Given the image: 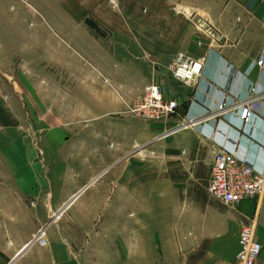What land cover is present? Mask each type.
<instances>
[{
    "label": "crops",
    "instance_id": "1",
    "mask_svg": "<svg viewBox=\"0 0 264 264\" xmlns=\"http://www.w3.org/2000/svg\"><path fill=\"white\" fill-rule=\"evenodd\" d=\"M36 1L30 8L47 11L56 34L75 50L72 54L54 44L75 65L73 74L63 75L74 86L60 98L39 94L34 80L20 79L17 69L14 74L6 66L15 54L23 58L41 51L32 45L0 49L1 80L8 87L0 91V264H80V241L94 252L102 248L109 254L115 248L123 264H234L240 225L252 217L261 246L258 261L264 264V190L232 207L205 191L190 211L181 206L187 194H178L175 177L163 173L162 164L153 157L144 158L145 164L129 158V164L117 168L124 155L116 158L115 150V141L130 149L138 141L175 133L169 148L176 152L169 159L177 165L202 161L200 147L189 144L194 136L207 147L204 159L211 164L217 146L196 128L164 133L184 121L186 112L214 108L221 99H246L249 83L264 90V0ZM197 15L223 34L220 43L196 31ZM179 51L201 62L200 75L191 83L170 74L171 59ZM259 59L262 66L256 64ZM60 60L51 53L42 63L55 66ZM148 83L178 104V116L146 123L127 116V105L141 97ZM218 127L228 148L263 162L255 142H264V98L240 135L225 124ZM32 128L44 134L36 155L26 157L24 149L35 148ZM9 146L21 155L10 157ZM180 152L191 154V160ZM44 197L52 211L45 221L43 214L33 215ZM123 206L132 207L131 212ZM39 227H45V246L28 243ZM180 245L187 249L185 257Z\"/></svg>",
    "mask_w": 264,
    "mask_h": 264
},
{
    "label": "rangeland",
    "instance_id": "2",
    "mask_svg": "<svg viewBox=\"0 0 264 264\" xmlns=\"http://www.w3.org/2000/svg\"><path fill=\"white\" fill-rule=\"evenodd\" d=\"M35 2L37 1L35 0ZM30 4L33 5L32 0H0V49H3L5 51H8L9 48L12 50L17 47L24 49L26 46L30 47L32 45L34 49L41 51L38 53L30 52L28 56L25 55L23 58L21 54H12L14 60L12 61V63L7 64L6 67H9V65H11L10 69H13L14 74L17 69L20 79L25 80V77H28L34 80L33 85L35 86L39 94H44L45 96L54 98H60L62 91L72 90L71 85L74 86V82L65 79L63 75L73 74L75 65L72 61L68 60L67 57H62L60 54V50H57V46H54V44L61 45L64 49L68 50L72 54L75 52V50L68 46V43L63 39L62 35L56 34L55 25L53 24L54 21L48 18L47 11L44 10L41 13L38 11H34L32 8H30ZM29 32H33L34 34L32 35V37L26 38L25 35H28ZM59 36H62V39H60ZM49 45H53L52 52L50 51ZM51 53H53L56 58L58 56L61 57L59 65L58 63L55 66L42 63L43 59L51 57ZM40 61L41 63H39ZM27 62L35 65V68L28 69L29 64L27 66ZM2 77L4 76H1L0 72V91L8 89V87L5 85L6 81L1 80ZM21 84V88L25 87L23 85H26L25 82H21ZM127 116L131 117L128 114ZM172 116L173 118H175L176 116H178V112L174 113L170 117ZM131 118L137 119L135 117ZM143 121L145 120H142V123H146ZM149 121L154 122L152 120ZM220 126H222V124ZM187 129H193V127ZM217 130L218 129L214 130L213 132H216V134H220ZM43 134L44 131H42V129H33L30 131L29 135L33 140V143L31 144H33L35 148H32L29 144L30 148L24 149L26 157H33L34 155H36L35 151L38 150L36 145L41 140ZM175 135L176 134L174 133L169 136H164V138L159 140L156 139V137L158 136L155 135V137L153 136L151 141H138L135 147L130 149L128 148V143L115 141L116 158L118 156H121L122 154L124 155L121 160L116 161L117 168L121 165H125L124 163H126L129 158H131L130 161H133L132 163L135 162V164H145L144 158L150 159V157H153L156 163H160L163 165V173L166 172L172 177H175L174 183L176 184L178 194L181 196L187 194V201L182 202L181 206L182 204L189 206L190 211H195L199 204L202 202L201 199L204 197L205 193L204 188L206 186L207 179L209 178L208 174L210 164L204 159L207 147L205 145H202L193 136V138L190 139L189 144L191 146L195 145L200 147L199 154L201 153L203 156L202 161H198L196 166H194L192 162H187L185 165H177L179 161H174V158L169 159L170 153L176 152L175 150L169 148L170 146H174L173 137ZM220 137L222 139L223 135L221 134ZM3 138L4 135L1 134L0 141H2ZM204 140L207 141L209 139L205 138ZM212 140L214 144L217 141L215 139V136ZM224 140L225 138L222 141ZM108 147L111 148L112 144L109 143ZM19 152L20 150L10 149L9 146L10 157H17L21 155ZM163 152H165L166 154L164 156H160L159 154H162ZM179 155H184L188 161L192 158L191 154L186 155L181 154L180 152ZM127 164L129 163L127 162ZM46 170L48 171V168ZM159 174H161V171L159 172ZM48 201L49 197H44L43 207L41 208V210L33 213V215L36 216L37 214L38 216H41L43 214L44 221L47 220V217L52 212L49 209L50 204ZM123 207L126 211L131 212L132 207ZM119 208L120 210H122L121 207ZM38 222H40V219L38 220ZM183 245H180L178 249L180 254H182V252L184 253L185 257L187 254V249H185V246ZM79 250L80 264H123V254H121L120 252L116 253V251L118 250H115V248L113 247H111L109 254H105L104 249L99 248L94 252L92 248L86 244V241H80ZM160 256L162 257V253H160Z\"/></svg>",
    "mask_w": 264,
    "mask_h": 264
},
{
    "label": "built area",
    "instance_id": "3",
    "mask_svg": "<svg viewBox=\"0 0 264 264\" xmlns=\"http://www.w3.org/2000/svg\"><path fill=\"white\" fill-rule=\"evenodd\" d=\"M115 1L108 0L111 4ZM194 26L196 31L207 37L211 43L218 44L223 39V34L214 29L204 17L197 15L194 18ZM171 61L170 74L175 80L191 83L195 77H199L201 67L199 60L189 58L179 51L175 53ZM262 62L263 60L259 59L256 64L262 66ZM247 87L246 99L235 103H228L221 99L215 102L214 108L205 107L202 111L186 112L184 121L179 122L177 126L164 134L167 135L178 127H193L204 138L213 139L215 136L213 131L219 128V124H225L226 129L231 128L240 135L244 125L249 124L250 117H256L264 98V90L259 92L250 83ZM143 91L139 99L127 105L126 114L145 121H163L175 113L178 104L172 99L165 98L157 84L149 83ZM205 127H207L206 131H204ZM255 143L264 154V142ZM215 145L217 148L212 155L209 178L204 189L208 198L223 206L232 207L242 198L260 195L264 190V160L261 164L246 160L243 155L228 148L225 140L216 141ZM255 225L256 217L240 225L234 264H263L258 261L261 246L255 237ZM29 240V244L45 246L47 244L45 227H39Z\"/></svg>",
    "mask_w": 264,
    "mask_h": 264
},
{
    "label": "bare ground",
    "instance_id": "4",
    "mask_svg": "<svg viewBox=\"0 0 264 264\" xmlns=\"http://www.w3.org/2000/svg\"><path fill=\"white\" fill-rule=\"evenodd\" d=\"M236 124V123H235ZM240 127V126H239ZM242 127V126H241ZM240 127V128H241ZM178 129H181V128H177V129H174V131H178ZM174 131H173V133H174ZM172 133V132H171ZM216 133V132H215ZM215 133H213V136L215 135V139L217 140V141H219V142H221L222 141V139H221V137L219 136V135H217V134H215ZM212 136V137H213Z\"/></svg>",
    "mask_w": 264,
    "mask_h": 264
}]
</instances>
